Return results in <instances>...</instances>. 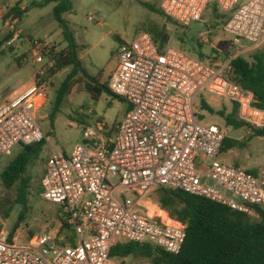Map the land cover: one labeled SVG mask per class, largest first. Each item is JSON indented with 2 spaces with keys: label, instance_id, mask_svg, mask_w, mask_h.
<instances>
[{
  "label": "built area",
  "instance_id": "1",
  "mask_svg": "<svg viewBox=\"0 0 264 264\" xmlns=\"http://www.w3.org/2000/svg\"><path fill=\"white\" fill-rule=\"evenodd\" d=\"M42 1L18 0V5L24 10ZM214 4L220 14H232L225 32L238 53L225 62L206 64L160 48L148 33L121 45L108 89L131 110L110 137L105 135L110 132L107 125L98 123L97 132L84 130L70 156L51 154L42 181V197L62 208L71 231L45 233L26 244L17 233L1 232L0 264H125L111 258L118 241L151 243L178 255L187 227L154 203L151 197L159 188L201 197L253 218L257 208L264 209V179L220 161L227 134L217 124L198 122L204 110L197 102L206 92L224 98L237 106L239 121L264 128V111L254 107L255 94L232 78L233 60L264 46V0H161L160 9L188 28L201 22ZM16 22L13 16L4 22L8 32H15L7 47L28 42L27 57L42 68L32 85L0 102V160L16 147L51 141L36 110L48 100L59 51L50 40L25 38ZM122 189L136 199L120 201L116 193Z\"/></svg>",
  "mask_w": 264,
  "mask_h": 264
},
{
  "label": "rangeland",
  "instance_id": "2",
  "mask_svg": "<svg viewBox=\"0 0 264 264\" xmlns=\"http://www.w3.org/2000/svg\"><path fill=\"white\" fill-rule=\"evenodd\" d=\"M71 1L74 10L64 15V20L73 33L83 67L101 84L108 83L116 70V54L121 45L132 41L140 33H148L153 38H158L161 43L159 35L165 32L169 36L165 47L184 52L206 64L225 62L228 54L238 53L233 37L224 31L225 24L231 19L232 14L225 15L224 19L210 8L201 22L192 23L190 27L185 28L165 17L160 9L161 0H155L149 5L142 0ZM8 6L14 7L15 3H9ZM55 6V3H51L46 7L32 8L22 20L16 22V29L28 39L50 40L54 42L58 51H62L67 48L68 43L63 30L55 20ZM8 8L10 7H5V11ZM0 29H3L2 23ZM7 32L8 29L5 27L0 34V42L4 40ZM14 49L12 51L6 45L0 51V102L15 92L22 91L25 86L32 85L36 73L42 68V65L36 64L31 56L27 57L31 49L28 42H23ZM261 51H264V46L255 51L245 52L242 57L251 63L253 55ZM215 54H219L220 58L211 60ZM71 71L72 68L68 67L55 76L51 81L53 84L50 83L47 102L36 110L38 123L50 136L51 141L49 144L46 143L39 161L29 170L32 181L28 211L25 221L16 230L21 244H26L32 237H40L45 233L58 234L64 223L69 220L60 206L42 197V181L51 154L61 153L70 156L75 146L82 142L84 130L92 129L97 132L98 123L106 124L109 134L112 135L117 125L131 110L128 102L108 92L103 93L98 100L94 99L86 90L88 80L82 78L52 120L58 90ZM197 102L210 104L215 111L214 114L202 111L199 123L219 125L230 139L249 140L245 149H233L224 153L220 156V161L226 166L250 172L255 177L264 179V138L254 137L253 131L248 127L235 129L227 126L225 120L218 114L226 108H232V104L226 99L206 92L197 97ZM230 111L227 110L225 113L228 115ZM90 112L94 114L90 115ZM21 151V147H16L11 156L0 160V233L5 232L9 236L18 223L22 208L15 204L17 189L7 190L2 183L1 174ZM204 182L214 185L212 181ZM116 197L120 201L136 199L131 191L125 189L118 191ZM151 198L157 204V190ZM146 202L147 199L144 203ZM139 213L146 217L145 209H141ZM117 262L123 263L120 260ZM125 264L151 263L128 258Z\"/></svg>",
  "mask_w": 264,
  "mask_h": 264
},
{
  "label": "trees",
  "instance_id": "3",
  "mask_svg": "<svg viewBox=\"0 0 264 264\" xmlns=\"http://www.w3.org/2000/svg\"><path fill=\"white\" fill-rule=\"evenodd\" d=\"M51 3L56 4L54 8L55 20L63 30L68 43L65 50L58 52L55 68L51 71V77L54 80L58 73L68 67L72 68L71 73L58 90L55 111L52 116V120H54L66 99L79 84L80 79L88 80L86 90L96 100L103 93L110 92L108 83L101 84L99 80L93 79L87 73L79 58L73 33L66 20H64V15L72 13L74 10L71 0H46L44 3L33 4L24 10L17 4L6 13L4 22L10 16L20 21L32 8L46 7ZM145 4L149 5L148 3ZM211 9L218 16L225 19V15L219 13L215 4ZM167 19L172 21L169 18ZM14 35L15 32H7L4 40L0 42V51ZM159 37L161 43L158 38L154 39L160 48L164 49L169 41V36L165 32H161ZM55 48L57 49V47ZM9 49L15 50L13 47ZM219 58L220 55L215 54L211 60ZM252 59L253 61L250 63L242 56L235 58L232 62V78L242 87L255 94L254 107L264 111V51L254 54ZM202 109L210 114L215 112L210 104L205 102H202ZM227 110H231L228 115L225 113ZM218 114L225 120L228 127L235 129L248 127L253 131L254 137L264 138V128L255 129L237 119V106H232L231 109L226 108ZM110 135L108 134V136ZM248 143L249 140L239 141L227 137L221 149V154L233 149H245ZM45 145L46 143H41L21 147L22 151L1 174L2 183L7 190L17 189L15 204L22 208L18 223L12 231V236L16 234V230L25 221L32 181L29 170L39 161ZM157 198V204L162 210L167 211L173 219L187 227L186 241L180 254L167 253L151 243L139 244L118 241L112 248L111 258L120 260L123 263L126 259L133 258L151 264H264V209L257 208V217L253 218L213 201L168 188L157 189ZM61 231L62 233L71 231L68 223H64Z\"/></svg>",
  "mask_w": 264,
  "mask_h": 264
},
{
  "label": "crops",
  "instance_id": "4",
  "mask_svg": "<svg viewBox=\"0 0 264 264\" xmlns=\"http://www.w3.org/2000/svg\"><path fill=\"white\" fill-rule=\"evenodd\" d=\"M45 1L46 0H43L41 3H44ZM9 3H15V6H16L18 4V0H0V24L2 23V25H3V29H0V34L4 30V28H5V25H4V16L6 15V13L11 8H13V6H8ZM41 3H39V4H41ZM5 7H10V8H8V10L5 11ZM224 31H225V27H224ZM25 87H27V86H25Z\"/></svg>",
  "mask_w": 264,
  "mask_h": 264
}]
</instances>
